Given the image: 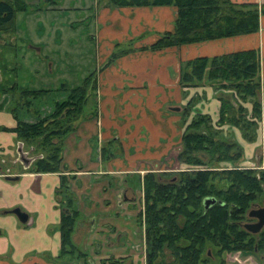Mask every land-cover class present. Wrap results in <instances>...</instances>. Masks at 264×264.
Returning a JSON list of instances; mask_svg holds the SVG:
<instances>
[{"label": "crops", "instance_id": "crops-1", "mask_svg": "<svg viewBox=\"0 0 264 264\" xmlns=\"http://www.w3.org/2000/svg\"><path fill=\"white\" fill-rule=\"evenodd\" d=\"M231 1L264 4V0ZM176 13L171 5L116 8L96 4L91 16L98 58V112L95 118L77 121L65 137L60 172H26L29 167L23 166L16 152L21 143L13 131L17 120L8 107L13 98L0 95V264H58L62 205L57 191L62 176L76 196L75 207L80 212L73 234L75 245L85 243L94 260L111 254L142 261L144 233L138 216L143 205V177L147 172L186 168L177 160L185 117L189 124L197 114L210 116L215 128L242 147L246 157L241 166L264 168L262 93L257 141H247L239 127L216 126L220 97L231 98L230 92L207 83L189 88L179 85L182 62L247 49H258L259 78L264 83V14L255 33L149 49L162 34L174 30ZM195 99L197 107L183 115ZM244 105L250 113L251 104ZM22 147L30 156L31 148L25 149L24 143ZM14 176L18 178L9 179ZM15 208L28 215L31 225L21 223L10 212ZM236 257L264 264V253L241 251L227 253L226 263L239 264Z\"/></svg>", "mask_w": 264, "mask_h": 264}, {"label": "trees", "instance_id": "trees-1", "mask_svg": "<svg viewBox=\"0 0 264 264\" xmlns=\"http://www.w3.org/2000/svg\"><path fill=\"white\" fill-rule=\"evenodd\" d=\"M97 2L116 8L176 7L174 30L149 45L152 50L255 33L264 14V4L231 0ZM25 6L23 0L0 2V32L9 30L15 11ZM259 69L258 49L202 56L181 63L179 85L189 88L207 83L216 90L230 92L231 98L220 97L216 126L239 127L243 137L253 141L262 109L259 95H264ZM62 90L64 98L56 100L48 114L35 111L32 122L19 119L17 108L9 107L17 120L13 128L17 139L29 145L30 157L35 158L26 172H60L64 139L75 129L76 122L85 117L84 109L90 97L96 96L95 71L79 85L62 86ZM49 91L23 89L10 79L0 81V95L13 94L12 102L24 99L18 107L26 106L28 111L33 99L42 98ZM245 103L251 104L250 113ZM190 105L187 104L183 115L188 114ZM210 119L208 115L197 114L182 133L177 160L186 165L185 169L147 172L143 177L144 211L138 217L143 226L145 264H165L168 253L174 259L171 264H227L226 254L232 251L264 253V228L253 234L243 227L250 220L248 212L264 198V168H241L242 147L232 137H226L222 129L215 128ZM57 194L62 205L58 258L65 255L85 258L86 253L73 242L80 212L75 207L76 196L64 176ZM210 197L217 202L206 209L204 202Z\"/></svg>", "mask_w": 264, "mask_h": 264}, {"label": "rangeland", "instance_id": "rangeland-1", "mask_svg": "<svg viewBox=\"0 0 264 264\" xmlns=\"http://www.w3.org/2000/svg\"><path fill=\"white\" fill-rule=\"evenodd\" d=\"M25 1L27 3L26 10L16 12L9 30L0 32V81L8 78L16 81L23 89L50 90L42 98L33 99L29 111L26 106L18 107L20 103L25 102L24 99L9 102L10 105L7 104L8 107L17 108L16 114L19 119L24 120L25 117H28L34 121L35 111H39L43 115L48 114L53 108L54 102L64 98L65 91L62 90V86L75 87L79 85L83 78L94 72L98 66L96 63L98 59L96 42L92 39L94 23L91 16L97 1ZM100 4L106 5L104 2H99L98 5ZM12 95L8 94L5 97L8 98ZM96 104L98 108V90H96V96L90 97L84 109L85 117L83 119L97 116ZM197 104L196 99L193 100L190 108H196ZM210 121L212 122V119ZM182 122L184 127L188 126V122L184 118ZM256 138L257 136L254 141H257ZM24 144L25 149H29V145ZM18 148L19 143L16 152ZM141 199L143 202L144 194ZM141 212H143V205ZM76 246L80 251L86 253V257L79 259L78 256L65 255L59 257L58 264H90L93 256H88L86 244L81 242ZM105 256L112 257L111 254H108L104 255L102 259H106ZM169 259L170 256L166 255L165 264L169 262ZM240 260L239 264H254L251 258L246 261ZM95 261L96 264H100V261ZM125 262L126 264H130V262L135 264V261L128 259Z\"/></svg>", "mask_w": 264, "mask_h": 264}, {"label": "water", "instance_id": "water-1", "mask_svg": "<svg viewBox=\"0 0 264 264\" xmlns=\"http://www.w3.org/2000/svg\"><path fill=\"white\" fill-rule=\"evenodd\" d=\"M175 110H179V108L177 107ZM17 154H18V160L23 164L25 168H28L32 163V161L35 159L34 157H29L27 153L23 151V147L21 143H19ZM17 178H18L17 176H14V177H10L9 179H17ZM216 202L217 200L214 197L206 198L204 202V206L207 209ZM10 212L15 214L21 223H25L28 218V215L25 212L21 211L19 208H15ZM248 216L254 218L255 221L246 222L243 224V227L247 231L253 234L259 233L264 228V199L262 201L261 206L257 208H253L248 212Z\"/></svg>", "mask_w": 264, "mask_h": 264}, {"label": "flooded vegetation", "instance_id": "flooded-vegetation-1", "mask_svg": "<svg viewBox=\"0 0 264 264\" xmlns=\"http://www.w3.org/2000/svg\"><path fill=\"white\" fill-rule=\"evenodd\" d=\"M8 1V3L10 2L11 3V0H0V2H7ZM24 1V3L27 5V3H26V1L25 0H23ZM97 1V0H96ZM96 4H98V2H96ZM14 7V6H13ZM14 10H16L15 9V7H14ZM26 10V6L24 7V9L23 10H21V11H25ZM16 12H18V11H15V14H16ZM14 31H16L15 30V28H14ZM30 157V156H29ZM241 162V161H240ZM239 166L241 167V168H257V167H255L254 165H250V167H244V166H241L240 165V163H239ZM260 169H263V168H260ZM174 171H179V170H173V172ZM162 172H166V171H162ZM142 189H143V187H142ZM264 199V198H263ZM263 199H262V201H263ZM262 205V203L260 204V205H256V206H254L253 208H257V207H259V206H261ZM253 208H251V209H253ZM143 211H144V199H143ZM140 213H143V212H140ZM249 217V216H248ZM249 221L248 222H254L255 221V219L254 218H251V217H249ZM31 223H32V221L29 219V218H27V220H26V222L25 223H23V224H25V225H31ZM145 242V241H144ZM75 244V243H74ZM167 255H169V253L167 254ZM88 256H89V254H88ZM144 257H143V259H142V261L141 260H139L138 262H136L135 264H145V250H144V255H143ZM170 256V255H169ZM164 260H165V257H164ZM236 262L238 261V263L239 262H241V260L240 259H238V257H236ZM100 261V264H124V262L125 261H127V259H118V258H115V257H111V256H108L106 259H100V260H98V262ZM130 261H132V260H130ZM165 263H166V261H165ZM171 263H174V259H173V257L172 256H170V259H169V262H167V264H171ZM90 264H96V261L92 258V261H91V263ZM97 264H99V263H97ZM125 264H126V262H125ZM130 264H132V262H130Z\"/></svg>", "mask_w": 264, "mask_h": 264}]
</instances>
